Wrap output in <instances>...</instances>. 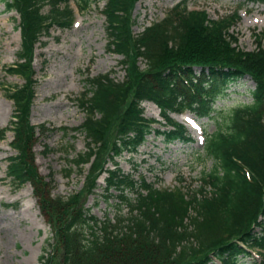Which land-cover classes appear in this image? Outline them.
<instances>
[{
	"label": "trees",
	"instance_id": "1",
	"mask_svg": "<svg viewBox=\"0 0 264 264\" xmlns=\"http://www.w3.org/2000/svg\"><path fill=\"white\" fill-rule=\"evenodd\" d=\"M137 1L106 0L108 47L121 57L127 74L123 81L111 74L87 81L82 101L87 117L75 129L85 135L87 150L73 167L83 170L91 165L94 179L88 193L98 187L100 171L107 174L106 192L116 199L114 216L106 214L101 220L86 208L81 193L67 199L53 197L51 182L41 176L35 162L40 135L29 119L35 49L54 25L69 26V0H3L7 12L16 11L21 17L22 40L18 61L6 73L25 80L22 86L4 88L14 104L9 128L14 133L11 147L17 152L8 160L7 175L16 187L33 186L60 253L56 263L43 262L44 255L39 260L41 264H245L255 260L256 252L264 264L263 40L258 50L242 51L231 32L239 21L237 12L211 20L205 11H189L186 2L134 35L131 17ZM248 2L264 4V0ZM140 58L147 61L146 70L140 68ZM246 77L255 82L253 103L234 109L224 127L206 136L204 154L213 160V167L202 174L199 190H162L139 171L138 178L121 171L117 159L137 155L153 134L167 144L190 143L184 126L171 114L188 111L212 118L217 99ZM147 101L160 109L164 130L162 121L144 117L142 104ZM103 150L109 151L113 169L99 162Z\"/></svg>",
	"mask_w": 264,
	"mask_h": 264
},
{
	"label": "rangeland",
	"instance_id": "2",
	"mask_svg": "<svg viewBox=\"0 0 264 264\" xmlns=\"http://www.w3.org/2000/svg\"><path fill=\"white\" fill-rule=\"evenodd\" d=\"M184 2L190 10H205L211 20L227 18L242 6L241 20L231 30L238 39L234 45L242 51L253 52L258 50L261 38L264 44V4H253L248 0H138L131 17L133 34L140 35ZM105 4L106 0H91L89 5L85 0H71L72 7L68 4L72 11L70 27L54 25L41 39L35 49V95L29 116L31 125L40 135L34 147L35 162L41 176L51 182L53 197L67 199L81 193L86 199V208L101 220L106 214L114 216L116 201L106 192L107 174L100 175L97 171L98 187L89 194L94 179L90 178L91 165L83 170L73 165L78 155L87 150L85 135L75 130L87 117L82 108L84 94L89 88L87 81L105 74L123 81L127 74L121 65V57L108 47ZM20 19L16 11L7 12L0 0V264H41L39 258L44 254L46 262L56 263L60 253L52 228L41 214L33 186L28 183L16 187L7 175L8 160L17 152L11 147L14 133L9 128L14 104L6 98L4 88L25 84L23 78L6 73V69L18 61L21 50ZM138 63L142 70L147 69L144 58ZM59 79L58 87L55 83ZM254 88L255 82L250 77L232 84L217 99V111L212 118H201L196 122L190 112L171 114L173 121L182 124L194 142L167 144L162 137L153 134L137 155L117 159L119 168L127 174L136 175L139 171L162 190H199L202 174L213 167V160L204 154L202 128L211 134L220 126L224 127L234 109L253 103L251 92ZM142 108L145 118L162 121L161 129H165L160 109L154 103L145 102ZM2 131L7 132L2 136ZM112 136H115V130ZM108 152L103 150L99 162L105 169H113ZM110 193L116 194L113 190ZM127 210L124 208V213ZM254 259L257 263L250 259L245 264H262L256 254Z\"/></svg>",
	"mask_w": 264,
	"mask_h": 264
},
{
	"label": "bare ground",
	"instance_id": "3",
	"mask_svg": "<svg viewBox=\"0 0 264 264\" xmlns=\"http://www.w3.org/2000/svg\"><path fill=\"white\" fill-rule=\"evenodd\" d=\"M58 77H59V76H58ZM59 78H61V77H59ZM59 82H60V79H59V80H57V81H56V83H55V85H56V86H58V87H59ZM3 101H5V100H3ZM60 103L62 104V102H61V101H60Z\"/></svg>",
	"mask_w": 264,
	"mask_h": 264
}]
</instances>
